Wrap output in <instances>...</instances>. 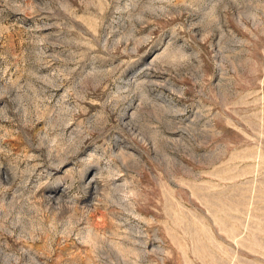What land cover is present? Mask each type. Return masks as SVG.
<instances>
[{
  "label": "rangeland",
  "instance_id": "1",
  "mask_svg": "<svg viewBox=\"0 0 264 264\" xmlns=\"http://www.w3.org/2000/svg\"><path fill=\"white\" fill-rule=\"evenodd\" d=\"M0 264H264V0H0Z\"/></svg>",
  "mask_w": 264,
  "mask_h": 264
}]
</instances>
